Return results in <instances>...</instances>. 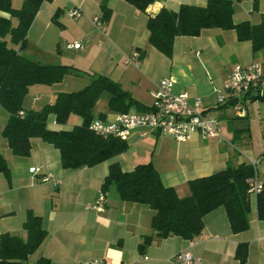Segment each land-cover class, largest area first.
<instances>
[{"label": "crops", "instance_id": "0c3cea01", "mask_svg": "<svg viewBox=\"0 0 264 264\" xmlns=\"http://www.w3.org/2000/svg\"><path fill=\"white\" fill-rule=\"evenodd\" d=\"M232 1L235 24L264 21V0ZM104 2L112 10L108 23L101 21ZM206 2L157 0L146 13L123 0H54L43 4L28 33V49L44 52L59 46L63 40L68 44L81 42L84 45L81 50L66 47V53L51 52L59 59L58 65L73 66L80 73L47 89L40 87L43 85L31 87L35 96H26L25 109L40 110L54 103L58 94L70 91L63 83H68L69 88L75 87L84 72L111 78L141 103L140 108L130 112H142V108L153 105V92L159 81L169 78L174 83L173 93L201 98L202 112L220 122L224 140L194 135L190 141L179 143L164 135L142 138L139 133H133L127 152L115 159L94 167L65 170L60 151L38 138L32 140L28 157L16 156L3 136L8 114L0 105V154L10 168L9 175L0 174V237L8 233L25 238L24 223L29 213L41 217L48 232L42 247L30 256L29 262L43 257L51 264L96 261L171 264L175 255L189 251L198 260L194 264H238L235 251L239 244L245 243L246 264H264V221L257 219L256 198L252 195L247 230L233 234L225 210L217 208L204 217V228L199 235L186 240L174 235L159 237L152 228L154 211L149 206L123 201L115 186L107 192L102 190L112 162H119L129 172L138 165L152 163L162 184L174 188L178 196L186 197L190 194V180L257 159L264 152L263 148L259 156L252 158L249 150L245 151L248 156L238 148L241 141L248 146L249 129L240 121L250 117L251 103L247 104L246 116L240 118L231 108L218 106L214 92L224 84L234 66L245 67L253 62L261 65L264 51L253 55L250 42H239L233 30L221 29H207L197 37H176L170 57L149 43V16L158 14L162 8L176 12L183 4L205 7ZM75 8L83 12L79 19L69 16ZM135 52L140 54L139 61L127 63ZM261 73L264 81L262 67ZM263 91L264 83L262 94ZM40 92L44 93L43 100L36 95ZM117 114L109 113L106 119H113ZM58 126L50 124L52 129ZM33 167H40L42 172L31 174ZM259 168L262 173L264 162ZM45 173L52 174L53 181H43ZM102 193L106 198L103 209H93ZM146 236H152V243L142 249Z\"/></svg>", "mask_w": 264, "mask_h": 264}, {"label": "trees", "instance_id": "16d2710c", "mask_svg": "<svg viewBox=\"0 0 264 264\" xmlns=\"http://www.w3.org/2000/svg\"><path fill=\"white\" fill-rule=\"evenodd\" d=\"M54 0H23L20 9L14 0H0V105L8 114L3 136L16 156L28 157L32 152V140L41 139L60 151L61 164L65 170L94 167L124 154L128 142L116 138H104L90 130L96 120L94 110L107 96L108 112L99 115L105 120L109 113H127L140 108L141 103L124 91L111 78L93 76L91 83L76 92L58 94L52 104L40 110L25 109L24 100L31 87L53 86L68 76H78L80 70L68 65H44L23 55L28 47V33L45 2ZM140 12L146 13L157 0H123ZM236 2L246 0H234ZM256 1V0H253ZM103 23H108L112 10L102 3ZM149 43L161 54L170 57L176 37H197L207 29L233 30L239 42H250L253 55L264 51V21L251 24L233 22L232 0H207L205 7L183 4L176 12L162 8L158 14L149 16L147 22ZM14 46H10L6 37ZM263 89V88H262ZM264 101L258 95L249 103ZM148 107L142 108L146 111ZM71 115L81 118V124L71 130H56L53 122L66 124ZM98 120V119H97ZM264 162V152L257 158ZM10 168L0 154V174L9 175ZM262 189L256 195L255 210L259 221H264V170ZM254 170L246 163L228 167L206 177L188 182L189 196L180 197L172 187L164 186L152 163L141 164L133 171H124L119 162H112L102 190L107 192L115 186L125 202L140 203L154 211L152 228L161 237L170 235L192 240L204 228V217L217 208L225 210L231 232L238 234L249 228L251 212L250 183ZM26 237L3 234L0 237V264H51L41 257L36 262L29 258L37 252L48 237L42 218L29 213L24 223ZM152 243L146 236L141 248ZM238 264L247 262V245L239 244L235 251Z\"/></svg>", "mask_w": 264, "mask_h": 264}, {"label": "built area", "instance_id": "2783aa9c", "mask_svg": "<svg viewBox=\"0 0 264 264\" xmlns=\"http://www.w3.org/2000/svg\"><path fill=\"white\" fill-rule=\"evenodd\" d=\"M71 18L79 19L83 16L80 8L70 12ZM100 26L99 20H95ZM83 43L78 42L67 45L69 50H81ZM140 54L135 52L127 63L139 61ZM263 75L261 65L253 62L248 66H234L228 74L224 84L214 90L216 102L220 107L231 108L235 115L244 118L247 113V104L256 96L262 95ZM174 83L165 78L159 81L153 92L154 103L143 112L119 113L113 119L95 120L90 125V130L104 138H116L128 142L133 133H139L142 138L153 135H164L173 138L176 142L185 143L194 135L202 138H214L219 142L224 139L221 134L220 122L213 117L206 116L202 112L200 97L191 98L187 93H173ZM248 164L254 170V177L250 183V194L254 197L262 189L260 161L248 159ZM42 172L40 167H33L30 173L37 175ZM52 174H43V181H53ZM106 201L102 193L97 203L92 207L102 210ZM145 259H148L145 257ZM198 260L191 252H181L171 259V264H194ZM91 264H106L96 261Z\"/></svg>", "mask_w": 264, "mask_h": 264}, {"label": "rangeland", "instance_id": "374dc122", "mask_svg": "<svg viewBox=\"0 0 264 264\" xmlns=\"http://www.w3.org/2000/svg\"><path fill=\"white\" fill-rule=\"evenodd\" d=\"M22 5H23V0H14V2H13V6L15 9H20L22 7ZM62 18H63V15H61L60 19H62ZM60 21H62V20H60ZM6 40L9 42L10 46H14L10 42L9 36L6 37ZM69 44L63 40L60 42L59 46L57 45V46H55V48L53 47V49L48 48L44 52L37 51L33 48H31L29 50L27 47L26 50L23 51V55L30 58L31 60H34L35 62H39V63L44 64V65H58V63H56V62H58L59 59H57V57L55 58V56H53L51 52H55V53L59 54L58 52L61 50L64 53H66L67 52L66 47ZM261 67H262V72L264 73V62H261ZM81 77H82V80H79L78 84L73 88H71V87L69 88L68 83L67 84H66V82L63 83L64 86L66 87L65 89L70 90L69 92H71L72 90L79 91V90L85 88L86 86H88L92 81L91 79H93V76H91V74L88 75L84 72H83V74H81ZM40 87L47 89V87H49V86H40ZM29 91L30 92L27 95L28 98H30L34 95V93L32 92L33 91L32 89H30ZM36 95L40 96L39 97L40 100L44 99V97H43L44 93L43 92L37 93ZM263 96H264V91H263ZM44 102H46V101H44ZM106 105H107V96L103 95V97L99 100V102H98V104L94 110L96 120L99 119V115L101 113L106 111V108H107ZM249 105H250V117L248 119L240 121V122H242L241 124H244L245 127L248 126V129H249V133L247 136L248 137V141H247L248 146H244L245 143L241 141V142H238V148L241 151H243L244 153H245V151L249 150L248 153L252 156V158H254V156L256 158V156L258 154H260L264 148V145H263L264 144V101H258L257 103H251ZM228 114L231 115L232 113L229 111ZM81 121L82 120L79 116L71 115L66 124L59 125L58 127H56V129L68 131V130H71L74 126L81 124ZM245 154H247V153H245Z\"/></svg>", "mask_w": 264, "mask_h": 264}]
</instances>
